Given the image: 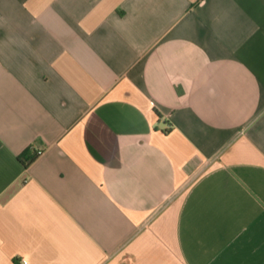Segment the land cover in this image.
Returning a JSON list of instances; mask_svg holds the SVG:
<instances>
[{
	"label": "crops",
	"instance_id": "1",
	"mask_svg": "<svg viewBox=\"0 0 264 264\" xmlns=\"http://www.w3.org/2000/svg\"><path fill=\"white\" fill-rule=\"evenodd\" d=\"M0 264H264V0H0Z\"/></svg>",
	"mask_w": 264,
	"mask_h": 264
},
{
	"label": "trees",
	"instance_id": "2",
	"mask_svg": "<svg viewBox=\"0 0 264 264\" xmlns=\"http://www.w3.org/2000/svg\"><path fill=\"white\" fill-rule=\"evenodd\" d=\"M32 160L33 159H30V160L27 159V160L23 161V164L27 167L32 162Z\"/></svg>",
	"mask_w": 264,
	"mask_h": 264
}]
</instances>
